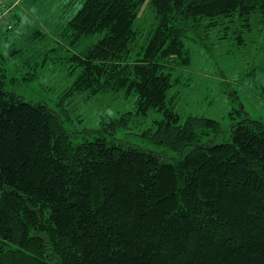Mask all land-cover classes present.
Here are the masks:
<instances>
[{"label":"trees","instance_id":"obj_1","mask_svg":"<svg viewBox=\"0 0 264 264\" xmlns=\"http://www.w3.org/2000/svg\"><path fill=\"white\" fill-rule=\"evenodd\" d=\"M145 2L156 21L140 43ZM253 17L263 28L264 0H84L49 49L67 45L79 69L53 103L4 89L0 53V264H264V121L235 91L223 140L217 118L177 110L187 43L209 50L216 29L239 47ZM104 93L134 96L132 109L77 136L68 99ZM151 111L153 148L108 136Z\"/></svg>","mask_w":264,"mask_h":264},{"label":"rangeland","instance_id":"obj_2","mask_svg":"<svg viewBox=\"0 0 264 264\" xmlns=\"http://www.w3.org/2000/svg\"><path fill=\"white\" fill-rule=\"evenodd\" d=\"M83 2L84 0H0L2 9L12 23V28L5 30L0 22V53L6 57L4 67L7 69L8 79L4 89L15 91L26 100L53 103L56 95L77 77L79 69L69 73L71 67L63 59L67 45L53 51L49 49L58 44L59 30ZM143 4L133 23L139 29L140 43L145 40L156 21L150 5L146 2ZM2 20L3 17H0V21ZM256 23L255 19L252 20L254 28L243 34V44L240 42L239 47L233 45L229 38L218 40L216 29L210 34L209 50L191 41L187 43L192 60L188 67L179 70L178 75L190 84L179 89L177 110L182 115L193 114L220 120L223 131L217 141L227 138L229 124L234 119L228 117L227 112L233 105L242 106L249 117L264 121V26L262 28V25ZM226 24L227 19L224 26ZM230 24L232 26L227 33L231 34L240 23L235 20ZM259 27L262 29L258 31ZM224 31L223 28V33ZM258 65H262V68ZM256 66L258 68L254 69ZM11 77L19 79L13 83L10 81ZM232 91L238 95L233 105L230 101ZM82 96L83 94L75 95L71 100L68 99L71 122L66 126L75 130L77 136L99 130L102 122H111L118 112L132 109L134 101L132 95L122 99L104 93L90 100H85ZM158 116L159 113L151 111L143 126L116 128L108 136L124 143L153 148L152 144L143 140L141 133ZM180 156L175 152L169 154V158Z\"/></svg>","mask_w":264,"mask_h":264},{"label":"built area","instance_id":"obj_3","mask_svg":"<svg viewBox=\"0 0 264 264\" xmlns=\"http://www.w3.org/2000/svg\"><path fill=\"white\" fill-rule=\"evenodd\" d=\"M5 11L2 9V6L0 4V17H2L4 15Z\"/></svg>","mask_w":264,"mask_h":264}]
</instances>
